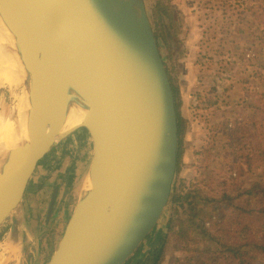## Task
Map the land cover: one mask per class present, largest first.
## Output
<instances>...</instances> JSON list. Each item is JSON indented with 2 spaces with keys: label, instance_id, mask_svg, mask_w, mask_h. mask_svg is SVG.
<instances>
[{
  "label": "water",
  "instance_id": "95a60500",
  "mask_svg": "<svg viewBox=\"0 0 264 264\" xmlns=\"http://www.w3.org/2000/svg\"><path fill=\"white\" fill-rule=\"evenodd\" d=\"M0 26L26 102L21 149L0 168V229L10 221L17 250L16 218L39 162L83 130L89 191L45 264H125L161 221L178 160L175 96L145 0H0ZM67 112L84 121L61 133Z\"/></svg>",
  "mask_w": 264,
  "mask_h": 264
},
{
  "label": "rangeland",
  "instance_id": "374dc122",
  "mask_svg": "<svg viewBox=\"0 0 264 264\" xmlns=\"http://www.w3.org/2000/svg\"><path fill=\"white\" fill-rule=\"evenodd\" d=\"M158 1L162 0H145L149 13ZM164 1L173 13L175 22L169 31V49L161 51L159 32L153 30L161 55L178 84L183 101L181 112L187 119L186 132L182 137L185 151L180 169L175 173L173 191L174 187L179 189L183 181L199 175L194 151L205 144L203 140L208 142L205 145L214 146L215 149L200 170V174L206 177L201 180L212 183L222 174L226 175L222 173L225 167L222 161L224 146L229 140L228 128L233 130L236 120L241 127H247L248 122L256 120V110L252 105L262 104L264 108V24L257 22L252 15L250 7L256 0ZM21 93V84L0 88V114L3 117L12 109L17 95ZM198 93L206 96L207 100L215 96L220 103L207 108L201 103L200 108L204 106L205 109L198 110L194 107ZM256 116L262 117L260 114ZM211 123L219 129L213 139L209 134ZM259 139L262 140V147L264 137ZM53 149L44 167L46 172L42 169L34 174L24 195L20 212L24 215L28 208L29 222L24 223L21 216L16 218L19 221L21 253L12 264H45L57 246L77 202V191L81 188L91 158L90 141L83 130H76ZM259 171L248 172L241 178L257 179ZM55 188L57 195L48 217ZM169 203L152 234L155 246L163 236L172 207L175 206ZM207 212L208 209L201 206L198 217H203ZM9 227L10 221H7L0 229V244L7 241ZM251 228L258 232L252 224ZM262 234L258 232V240L262 239ZM178 235V238L172 236L169 239L161 264H178L174 259L183 260L184 253L176 251L177 245L194 249L207 244V240L198 235L190 223ZM147 242L143 245V251L149 249Z\"/></svg>",
  "mask_w": 264,
  "mask_h": 264
},
{
  "label": "trees",
  "instance_id": "16d2710c",
  "mask_svg": "<svg viewBox=\"0 0 264 264\" xmlns=\"http://www.w3.org/2000/svg\"><path fill=\"white\" fill-rule=\"evenodd\" d=\"M250 8L254 19L264 24V0H256ZM172 15L164 0L158 1L149 13L153 29L160 35L161 51L170 48L169 31L175 25ZM165 64L172 83L178 119L179 145L176 169L178 171L185 151L182 137L186 132L187 119L181 112L183 101L178 84L166 62ZM201 103L207 108L220 103V100L215 96L208 97L207 100L206 96L198 93L194 107L198 110L205 109L204 106L200 108ZM262 106V104L252 105L256 110L254 114H260L261 118L255 115L257 119L248 122L247 127H241L240 122L236 120L233 130L230 131L228 128L229 140L224 146L222 161L225 166L222 173H226L227 176L222 174L212 183L201 180L206 177L200 174V170L215 149L214 146L205 145L208 142L203 140L205 144L194 151L195 167L199 175L183 181L179 189L174 187L169 204L175 206L172 207L163 236H160L155 246L151 235L147 242L149 249L143 251L141 247L125 264H161L165 258V248L169 239L172 236L178 238L179 231L189 223L198 235L207 240V244L194 249L177 245L176 251L184 253L183 260L174 259L178 264H264V144L262 148L260 146L262 140L259 139L264 137ZM209 127L211 129L209 134L213 139L219 129L214 123ZM257 169L260 170L259 178L249 180L241 178ZM201 206H205L208 212L199 218L198 209ZM251 224L258 232L263 233L261 240H258V232L253 231ZM187 252L190 254L188 255Z\"/></svg>",
  "mask_w": 264,
  "mask_h": 264
},
{
  "label": "bare ground",
  "instance_id": "6f19581e",
  "mask_svg": "<svg viewBox=\"0 0 264 264\" xmlns=\"http://www.w3.org/2000/svg\"><path fill=\"white\" fill-rule=\"evenodd\" d=\"M18 62V54L12 46V41L0 26V88L5 85L15 87L18 84H21L23 88L25 87L24 74L19 70ZM25 105V90L23 89L22 93L17 95L16 101L8 114L5 117L0 114V168L6 160L13 158L21 149L18 135L19 128L24 122ZM83 121L82 117L72 112H67L61 124V133L78 128ZM53 148L39 162L36 172L44 170L50 154L54 151ZM86 184L87 181L84 178L79 192L77 191L78 197L89 191ZM20 253V244L17 250L12 251L11 243L3 241L0 244V264L14 263L19 259Z\"/></svg>",
  "mask_w": 264,
  "mask_h": 264
},
{
  "label": "crops",
  "instance_id": "0c3cea01",
  "mask_svg": "<svg viewBox=\"0 0 264 264\" xmlns=\"http://www.w3.org/2000/svg\"><path fill=\"white\" fill-rule=\"evenodd\" d=\"M43 172H46L45 170ZM30 183V182H29ZM21 215V220L24 222V223H27L29 222V216H28V208L25 210V214L23 215L22 213H20Z\"/></svg>",
  "mask_w": 264,
  "mask_h": 264
}]
</instances>
